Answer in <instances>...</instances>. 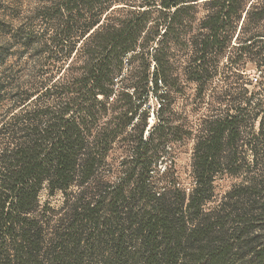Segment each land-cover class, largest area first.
<instances>
[{"label": "trees", "instance_id": "16d2710c", "mask_svg": "<svg viewBox=\"0 0 264 264\" xmlns=\"http://www.w3.org/2000/svg\"><path fill=\"white\" fill-rule=\"evenodd\" d=\"M62 10L67 30L0 73V264H264V0H60L42 18ZM188 139L184 183L171 144Z\"/></svg>", "mask_w": 264, "mask_h": 264}, {"label": "rangeland", "instance_id": "374dc122", "mask_svg": "<svg viewBox=\"0 0 264 264\" xmlns=\"http://www.w3.org/2000/svg\"><path fill=\"white\" fill-rule=\"evenodd\" d=\"M60 0H0V73L3 70L12 69V73L19 70L22 64L17 65L20 61L24 62L31 55L36 54L41 47V35L43 31H48V34H55L54 31L67 30V25H71V12L65 10L59 11L51 16L47 22L43 20L42 11L45 8L54 7ZM201 10L198 18L203 16ZM50 25V29L46 25ZM65 24V25H64ZM64 27V28H63ZM32 36L33 39L31 46H27L30 43ZM39 38V39H38ZM184 56H182L181 64L184 63ZM228 54L226 53L221 59L219 66L222 67L226 64ZM240 71L250 81L255 83V80H261L260 72L257 70L255 64L252 61L242 60L238 64ZM178 73H182L181 70ZM218 83V78L214 79V84ZM187 96L193 97L195 85L185 83ZM253 86V85H252ZM250 89H256V87H249ZM184 95L176 94V101L173 104V109L179 115H184ZM147 106L151 107L150 117L148 119L149 124L153 123V110L156 109L154 96L150 95L147 102ZM191 109L190 107L188 108ZM189 120L194 122L198 118L197 112H189ZM172 152L174 153V161L176 169L184 181L188 182V177L191 171V161L193 152V141L185 140L182 143L171 144ZM119 153L116 152V156ZM233 180L230 178H224L218 180L216 183V193L221 195L226 191Z\"/></svg>", "mask_w": 264, "mask_h": 264}]
</instances>
